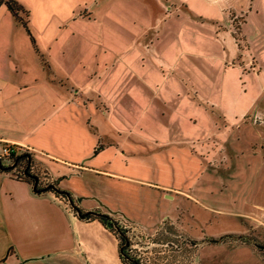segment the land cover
Returning a JSON list of instances; mask_svg holds the SVG:
<instances>
[{"label": "crops", "instance_id": "crops-1", "mask_svg": "<svg viewBox=\"0 0 264 264\" xmlns=\"http://www.w3.org/2000/svg\"><path fill=\"white\" fill-rule=\"evenodd\" d=\"M15 1L28 11L29 35L0 5V145L10 142L38 151L32 159L76 207L66 205L52 188L33 190L30 181L14 179L0 166V264H123L111 230L92 215L77 213H106L144 231L155 228L167 213L147 216V201L170 205L177 196L190 195L168 185L164 176L179 180L187 159L195 168L204 161L226 162L220 139L225 124L194 122L202 114L208 118L209 110L196 93L214 94L220 101L232 97L241 69H231L224 46L212 43L194 70L193 53L179 30L155 48L145 35L150 29L142 20L145 14L129 6L134 0ZM60 13H65L64 29L49 46L38 40L37 45L36 34L48 38ZM68 31L86 44L76 54L60 46ZM165 53L170 59L159 60ZM156 58L169 67L166 72L155 66ZM155 104L161 106L156 113L150 111ZM97 105L106 107L103 113ZM161 114L164 120L155 119ZM110 129L120 139L108 137ZM212 130L219 135L208 136ZM125 135L133 137V144ZM251 205L264 213L259 202ZM238 224L208 234L248 225ZM198 253L199 264H264L242 245L208 243Z\"/></svg>", "mask_w": 264, "mask_h": 264}, {"label": "rangeland", "instance_id": "rangeland-1", "mask_svg": "<svg viewBox=\"0 0 264 264\" xmlns=\"http://www.w3.org/2000/svg\"><path fill=\"white\" fill-rule=\"evenodd\" d=\"M136 1H131L129 6L134 13L145 14L142 20L150 28L145 35L155 43V48L161 47L179 30L178 37L187 45L188 52L193 53L189 57L194 70L196 65H200L202 54L213 43L216 47L219 44L224 46L226 58L234 64L229 67L240 68L241 75L232 86V92H235L232 97H224L220 101L214 94L207 96L202 92L204 95H199L198 90L196 93L200 103L206 101L209 110L208 118L202 119V114L194 122L225 124L220 129V139L221 147L226 151V162L223 163L224 159L221 164L204 161L202 166L195 168L194 163L187 159L188 165L183 167L179 180L164 176L168 185H177L190 195H179L170 205L167 202L157 204L153 198L147 201L143 205L147 216L167 213L152 230L144 231L125 223L120 225L123 229L120 232L125 238L122 260L125 264H199L198 251L208 243L226 247L247 246L264 260V213L251 205L259 202L260 206H264V0ZM79 8L82 7H78L75 13ZM126 10L123 9L124 12ZM19 15L23 17L21 13ZM64 15L59 14L58 24L52 23L54 28L49 30L48 38H39L36 34L35 43L38 40L49 46L53 37H57V32L65 27L61 20ZM156 15L160 18L156 19ZM80 39L79 35L68 31L62 36L60 46L76 54L83 44ZM93 48L97 49V45ZM233 51L235 56H230ZM177 55L178 52L174 51L172 57ZM162 58L169 60L170 56L165 53L159 60ZM159 60L156 58L153 63L166 72L169 67ZM173 69L179 72L177 66ZM246 72L250 75L247 79L244 76ZM194 80L199 85L198 77ZM208 103L211 105L208 106ZM155 105L157 108H151V112L156 113L161 107ZM97 107L102 113L106 109ZM155 119L164 120L162 114ZM256 126H261L259 132ZM220 131L215 135V130H212L208 136L213 134L217 137ZM116 132L110 129L107 136L116 141L120 139ZM126 139L133 144V137L125 135ZM212 139L209 137L208 143ZM21 162L22 159L18 164ZM23 179L32 183L30 176ZM71 201L74 199L71 198ZM239 221L243 225L248 224L246 229L208 234L237 227ZM189 225L195 228H189ZM200 233L202 236L198 237Z\"/></svg>", "mask_w": 264, "mask_h": 264}, {"label": "built area", "instance_id": "built-area-1", "mask_svg": "<svg viewBox=\"0 0 264 264\" xmlns=\"http://www.w3.org/2000/svg\"><path fill=\"white\" fill-rule=\"evenodd\" d=\"M29 145H20L10 142H3L0 145V166H3L14 179H21L26 176L35 177L32 184L37 189L43 187L51 188L53 179L46 172V168L39 161L32 159L33 153H36ZM22 159L21 164H18ZM62 201L70 206L68 199L62 198ZM124 225L123 222H121Z\"/></svg>", "mask_w": 264, "mask_h": 264}, {"label": "trees", "instance_id": "trees-1", "mask_svg": "<svg viewBox=\"0 0 264 264\" xmlns=\"http://www.w3.org/2000/svg\"><path fill=\"white\" fill-rule=\"evenodd\" d=\"M0 5L4 6L6 8V10L8 12H10V15L13 16V18L21 25V27L24 29V31L29 35L27 24H26L28 11L23 9L18 4V2H16L15 0H0ZM19 13H21L23 17H21L19 15ZM29 38H30V36H29ZM53 184L54 183H52L50 187L58 192V190L54 187ZM36 189L37 188L33 186V190H36ZM42 189L48 190L50 188L43 187ZM59 194L62 195V197H65L66 199H68L70 206H72L74 208L76 207V206L72 205L73 202L71 201V198L69 197L70 195H68L67 192H64L61 190L59 192ZM77 215L81 218H89L92 215L94 218H96L98 221H100L103 225H105L106 227H108L111 230V233L114 236H116V238L118 240L119 257H120L122 263L125 264L122 260V256H123L122 255V248H124L125 238L120 232L123 230L122 228H120L121 227L120 225H122V224H120L121 222L119 220H117L116 218H113L110 215H107L106 213H98L95 211L78 212ZM131 264H133V262Z\"/></svg>", "mask_w": 264, "mask_h": 264}, {"label": "water", "instance_id": "water-1", "mask_svg": "<svg viewBox=\"0 0 264 264\" xmlns=\"http://www.w3.org/2000/svg\"><path fill=\"white\" fill-rule=\"evenodd\" d=\"M34 179H35V177H32V181L34 182ZM40 190H42V189H36L35 191H40ZM61 190H58V192H60Z\"/></svg>", "mask_w": 264, "mask_h": 264}]
</instances>
